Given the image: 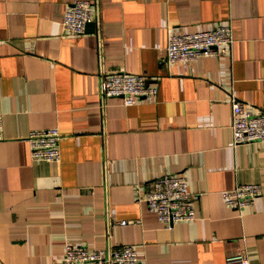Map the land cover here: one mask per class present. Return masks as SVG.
<instances>
[{
	"label": "crops",
	"instance_id": "obj_1",
	"mask_svg": "<svg viewBox=\"0 0 264 264\" xmlns=\"http://www.w3.org/2000/svg\"><path fill=\"white\" fill-rule=\"evenodd\" d=\"M71 1L0 0V264H62L64 244L131 246L138 264H225L244 249L264 264V142L231 145L228 102L264 115V0H94L77 37L60 34ZM221 24L229 50L165 65L169 31ZM116 71L144 75L154 101L100 98ZM51 128L58 162L30 160L28 134ZM164 173L196 196L195 219L168 231L138 201ZM242 184L260 194L238 212L220 193Z\"/></svg>",
	"mask_w": 264,
	"mask_h": 264
},
{
	"label": "built area",
	"instance_id": "obj_2",
	"mask_svg": "<svg viewBox=\"0 0 264 264\" xmlns=\"http://www.w3.org/2000/svg\"><path fill=\"white\" fill-rule=\"evenodd\" d=\"M97 6L94 0H72L65 6L60 21V34L77 37L84 33L89 22H96ZM233 42L229 24H221L207 31L178 33L169 31L164 47L165 65L186 66L199 57H218V48L230 49ZM157 90L147 85L141 74L116 71L100 75L97 94L100 98H118L123 106L140 102H152ZM231 109V145L264 142V115L251 113L240 104L232 94L228 95ZM1 128V119H0ZM1 138V136H0ZM60 136L56 129L31 131L26 139L29 158L32 161L58 162V142ZM260 194L257 184L235 185L232 189L220 193L221 201L227 207L238 212L253 204ZM196 198L187 188L182 176L164 173L146 185L143 202L161 227L168 231L177 222H190L195 219L192 201ZM119 225H126L120 221ZM136 224V222H132ZM62 264H138L136 251L131 246H117L110 250H89L84 246L64 244ZM225 264H249L244 249H237L226 255Z\"/></svg>",
	"mask_w": 264,
	"mask_h": 264
},
{
	"label": "water",
	"instance_id": "obj_3",
	"mask_svg": "<svg viewBox=\"0 0 264 264\" xmlns=\"http://www.w3.org/2000/svg\"><path fill=\"white\" fill-rule=\"evenodd\" d=\"M91 25H93L92 23H88V24H86V26H91Z\"/></svg>",
	"mask_w": 264,
	"mask_h": 264
}]
</instances>
